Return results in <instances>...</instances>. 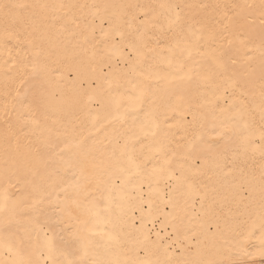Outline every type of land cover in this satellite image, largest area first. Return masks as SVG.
Returning <instances> with one entry per match:
<instances>
[{"label": "snow or ice", "instance_id": "1", "mask_svg": "<svg viewBox=\"0 0 264 264\" xmlns=\"http://www.w3.org/2000/svg\"><path fill=\"white\" fill-rule=\"evenodd\" d=\"M0 264H264V0H0Z\"/></svg>", "mask_w": 264, "mask_h": 264}]
</instances>
